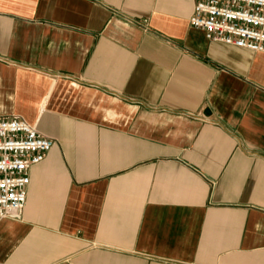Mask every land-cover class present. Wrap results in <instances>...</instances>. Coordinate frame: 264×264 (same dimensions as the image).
<instances>
[{"label":"crops","instance_id":"0c3cea01","mask_svg":"<svg viewBox=\"0 0 264 264\" xmlns=\"http://www.w3.org/2000/svg\"><path fill=\"white\" fill-rule=\"evenodd\" d=\"M194 2L0 0V116L55 139L1 262L264 264V52Z\"/></svg>","mask_w":264,"mask_h":264},{"label":"built area","instance_id":"2783aa9c","mask_svg":"<svg viewBox=\"0 0 264 264\" xmlns=\"http://www.w3.org/2000/svg\"><path fill=\"white\" fill-rule=\"evenodd\" d=\"M134 22L147 28L146 18ZM189 24L209 40L264 52V0H195ZM54 143L21 115L0 116V218L21 216L29 168Z\"/></svg>","mask_w":264,"mask_h":264}]
</instances>
